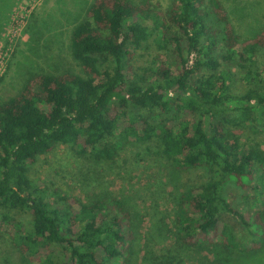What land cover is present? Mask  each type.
Here are the masks:
<instances>
[{
  "label": "trees",
  "instance_id": "trees-1",
  "mask_svg": "<svg viewBox=\"0 0 264 264\" xmlns=\"http://www.w3.org/2000/svg\"><path fill=\"white\" fill-rule=\"evenodd\" d=\"M11 1L0 0V16ZM152 6L94 0L70 36L80 73L35 74L0 103V221L22 264H148L121 199L83 202L29 175L58 145L111 165L131 139L156 143L177 172L206 175L181 195L172 246L150 260L264 264V143L244 135L264 114V30L242 40L219 0H172L157 26L166 63L134 69L155 35L142 23ZM238 76L246 85L235 93Z\"/></svg>",
  "mask_w": 264,
  "mask_h": 264
},
{
  "label": "rangeland",
  "instance_id": "rangeland-1",
  "mask_svg": "<svg viewBox=\"0 0 264 264\" xmlns=\"http://www.w3.org/2000/svg\"><path fill=\"white\" fill-rule=\"evenodd\" d=\"M93 1L10 2L0 16V103L18 95L35 74L80 73L71 56L70 36L74 27L86 18ZM132 1H151L155 10L152 17L142 21L155 35L148 47L137 51L132 64L134 69H157L166 63L169 55L156 42L158 20H162L172 0ZM219 2L242 40L264 30V0ZM207 8L212 9L209 3ZM210 23L214 27L218 25L213 16ZM255 61L258 71L264 72V49H259ZM239 78L231 85L235 93L246 85ZM244 135L264 143V114ZM88 156L78 155L70 146L58 145L31 167L30 178L41 187L57 189L83 202L105 194L121 199L133 214L142 257L149 256L148 264H160L150 259L163 255V250L172 246L181 195L187 187L205 181V171L199 168L177 172L171 161L159 152L156 143H139L134 139L122 145L114 164H98ZM255 207L264 209L260 202ZM196 257L197 264H207L203 255ZM191 261L188 259L185 263ZM22 263L23 255L16 246L11 226L0 221V264Z\"/></svg>",
  "mask_w": 264,
  "mask_h": 264
}]
</instances>
